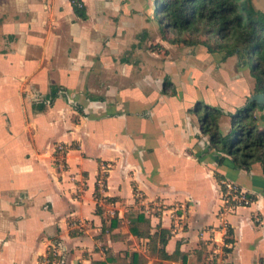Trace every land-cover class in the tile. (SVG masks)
<instances>
[{"label": "crops", "instance_id": "obj_1", "mask_svg": "<svg viewBox=\"0 0 264 264\" xmlns=\"http://www.w3.org/2000/svg\"><path fill=\"white\" fill-rule=\"evenodd\" d=\"M82 2L85 19L70 0H0V264H44L53 242L62 257L52 264L129 263L132 252L145 264H183L151 255L130 232L127 213L139 205L151 232L171 229L165 250L178 245L186 264H264L261 165L234 169L191 111L198 101L243 104L254 87L247 68L161 36L162 53L146 50L150 0ZM189 57L195 65L185 66ZM58 145L63 168L54 165ZM99 164L101 195L114 198L100 201L101 214ZM216 171L251 201L224 209Z\"/></svg>", "mask_w": 264, "mask_h": 264}, {"label": "trees", "instance_id": "obj_2", "mask_svg": "<svg viewBox=\"0 0 264 264\" xmlns=\"http://www.w3.org/2000/svg\"><path fill=\"white\" fill-rule=\"evenodd\" d=\"M70 1L75 14L85 19L83 3L79 5L77 0ZM149 6L151 17L157 19L163 40L171 44L200 46L218 61L235 55L240 68H247L254 80L253 93L264 91V12L254 7L253 0H150ZM164 80L166 86L171 85L169 79ZM35 107L42 110L45 106L38 102ZM191 111L197 116L200 133L207 137L210 148L223 153V157L229 156L233 166L238 169H250L252 165L260 163L264 174V103L246 100L233 111H228L198 101ZM222 160V156L218 157L217 164ZM103 169L105 171V166L99 164L93 192L97 214L102 213L100 201L114 199L101 195V190L105 189L106 172ZM215 175L218 181L223 178L218 171ZM133 191L136 193L135 188ZM114 219H111L112 227ZM127 219L130 232L137 238L147 239L146 245L151 255L159 259L181 257L182 263L186 264L178 245L171 254L165 250L171 229L157 224L151 232L149 219L133 208L128 211ZM224 242H233L229 227ZM223 251L229 252L230 248L224 247ZM112 258L108 256L107 261ZM144 262L145 259L138 252H132L130 262L122 260L120 264ZM91 264L106 262L92 261Z\"/></svg>", "mask_w": 264, "mask_h": 264}, {"label": "built area", "instance_id": "obj_3", "mask_svg": "<svg viewBox=\"0 0 264 264\" xmlns=\"http://www.w3.org/2000/svg\"><path fill=\"white\" fill-rule=\"evenodd\" d=\"M77 1L78 4L81 5L82 0H80V3L79 0ZM55 151L54 165L56 168H63L64 161L61 159V156L65 153V148L62 145H58L55 148ZM219 186L223 207L226 210H233L237 206L248 204L251 201L248 194L231 181L221 179L219 181ZM223 246L229 248L231 244L224 242ZM60 257H62V251L59 248V244L57 245L53 243L47 249L44 264H52L53 262L58 261Z\"/></svg>", "mask_w": 264, "mask_h": 264}, {"label": "rangeland", "instance_id": "obj_4", "mask_svg": "<svg viewBox=\"0 0 264 264\" xmlns=\"http://www.w3.org/2000/svg\"><path fill=\"white\" fill-rule=\"evenodd\" d=\"M253 5H254L255 8H257V9L261 10L262 12H264V0H253ZM148 7H147V9L149 10V13H147V15L148 16H151L152 13L150 11V8H148ZM150 18H151L150 19L151 20V23L149 25V30L152 32L153 35H150V39L149 40H146L147 42L145 43L144 48L146 50L150 51V52L162 53L163 49H161V47L159 46V43H155V39H154L155 37L158 38V37L161 36V32H160V29H159V25H158L157 19L154 20L152 17H150ZM169 35L171 36V34H167V36H169ZM201 38H205V37H201ZM175 44L176 45H174L175 47H173V48H176L177 49L176 46H178L179 50H181L183 48V46H184L182 44H177V43H175ZM187 48L192 49L193 51H187L186 53L194 54V49L196 47L187 46ZM167 53H169V52L168 51H165L164 52V54H167ZM180 53H181V51H180ZM184 64H185V66L186 65H195L194 62L190 59V57H189V59H185L184 58ZM202 65H203L202 63H199V66L200 67ZM233 68H236V65L235 64H233L232 70H233ZM244 72H246L247 78L249 79L251 77V75L247 71H244ZM156 202L157 203L155 205L151 204V206H153V207L156 206L155 208H156L157 212H160L163 208H162L161 204L158 203V201H156ZM139 206H140V209L143 211L142 213L146 214L147 211H146L145 207H141V205H139ZM136 244H137V245H135L136 247H140L141 248V246H142L143 243L137 242Z\"/></svg>", "mask_w": 264, "mask_h": 264}, {"label": "water", "instance_id": "obj_5", "mask_svg": "<svg viewBox=\"0 0 264 264\" xmlns=\"http://www.w3.org/2000/svg\"><path fill=\"white\" fill-rule=\"evenodd\" d=\"M248 101H256L258 102L259 104H263L264 103V91L263 92H259V93H253L251 94L248 98H247ZM232 167L234 169H237L239 170L238 168L234 167L233 164H232ZM245 170V169H243Z\"/></svg>", "mask_w": 264, "mask_h": 264}, {"label": "flooded vegetation", "instance_id": "obj_6", "mask_svg": "<svg viewBox=\"0 0 264 264\" xmlns=\"http://www.w3.org/2000/svg\"><path fill=\"white\" fill-rule=\"evenodd\" d=\"M197 103V102H196Z\"/></svg>", "mask_w": 264, "mask_h": 264}]
</instances>
